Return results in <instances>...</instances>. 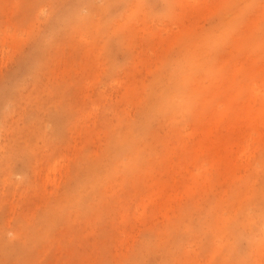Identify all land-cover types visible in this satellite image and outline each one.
<instances>
[{"label":"rangeland","instance_id":"1","mask_svg":"<svg viewBox=\"0 0 264 264\" xmlns=\"http://www.w3.org/2000/svg\"><path fill=\"white\" fill-rule=\"evenodd\" d=\"M0 264H264V0H0Z\"/></svg>","mask_w":264,"mask_h":264},{"label":"bare ground","instance_id":"2","mask_svg":"<svg viewBox=\"0 0 264 264\" xmlns=\"http://www.w3.org/2000/svg\"><path fill=\"white\" fill-rule=\"evenodd\" d=\"M256 89L258 90V88L256 87ZM249 148H250V146H248V145H244V150H243V155L242 156H246V154H248V152H249Z\"/></svg>","mask_w":264,"mask_h":264}]
</instances>
